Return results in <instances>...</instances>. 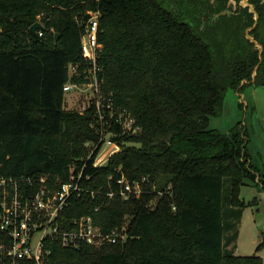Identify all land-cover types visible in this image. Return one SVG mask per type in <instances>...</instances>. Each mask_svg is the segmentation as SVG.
<instances>
[{"label": "trees", "instance_id": "trees-1", "mask_svg": "<svg viewBox=\"0 0 264 264\" xmlns=\"http://www.w3.org/2000/svg\"><path fill=\"white\" fill-rule=\"evenodd\" d=\"M98 8L101 90L141 133L111 129L120 151L97 169L93 158L82 184L102 194L74 199L65 214L91 216L104 233L126 227L128 239L79 249L52 243L46 264H264L257 254L226 253L223 225L224 180L229 204L245 208L241 187L264 189V176L257 178L264 168L253 164L247 133L210 129L228 86L251 81L255 66L256 87L264 86V23L262 59L251 44L239 70L236 56L213 52L162 0H0V176L66 182L70 165L89 154L85 144L98 142L94 105L66 110L63 90L90 81L76 16ZM39 17L42 35H34ZM122 174L130 182L146 177L145 188L163 194L108 197Z\"/></svg>", "mask_w": 264, "mask_h": 264}, {"label": "built area", "instance_id": "built-area-1", "mask_svg": "<svg viewBox=\"0 0 264 264\" xmlns=\"http://www.w3.org/2000/svg\"><path fill=\"white\" fill-rule=\"evenodd\" d=\"M101 18L99 8L89 9L76 16L77 23L83 29L81 50L88 65L90 81L82 85L67 83L63 88L67 93L84 86L86 95L90 96L88 106L93 104L95 107L100 138L96 143L85 144L89 154L70 165L66 182L53 181L49 175L38 178L0 176V264H21L27 260L46 264L52 252V243L65 249H79L86 244L100 247L105 243H125L128 239L126 227L104 233L91 216L68 220L65 214L74 199L85 198L88 194L91 197L102 194L101 191H90L82 184L92 178L87 168L93 158L91 167L97 169L105 166L120 151L119 144L112 139L115 134L111 129L117 126L124 135L136 136L141 133L134 117L125 110L116 111L113 100L105 98L101 90L104 84L100 66ZM38 19L41 23L40 17ZM38 32L42 35L41 29ZM76 71L75 66H70V75ZM87 107L80 113L85 112ZM112 179V176L109 177V180ZM146 183V177L141 181L130 182L122 174L117 180L119 192H110L107 196L111 198L118 194L123 200H129L131 197L138 199L145 194H163L161 190H147Z\"/></svg>", "mask_w": 264, "mask_h": 264}, {"label": "flooded vegetation", "instance_id": "flooded-vegetation-1", "mask_svg": "<svg viewBox=\"0 0 264 264\" xmlns=\"http://www.w3.org/2000/svg\"><path fill=\"white\" fill-rule=\"evenodd\" d=\"M162 1L184 23L196 30L208 42L213 52L218 51L222 56H236L239 70H244V58L251 44L253 52H257L262 59L263 49L261 55L259 47L258 51L254 49L256 43L263 48L260 42L262 40L260 30L264 23V0ZM253 73L251 81L243 78L236 84L232 83L234 86L227 87L225 96L228 92L230 93L228 96L229 112H231L230 118L235 122V127H231L228 131L222 129L227 136H231V131L234 129L242 136L247 133L248 148L251 142L250 126L255 130L257 125H260L253 98L244 96L246 91L256 87ZM233 101L236 102L234 106ZM221 114L218 116L221 117ZM253 164L259 167L255 162ZM262 176H264V169L262 173H257L258 179Z\"/></svg>", "mask_w": 264, "mask_h": 264}, {"label": "rangeland", "instance_id": "rangeland-1", "mask_svg": "<svg viewBox=\"0 0 264 264\" xmlns=\"http://www.w3.org/2000/svg\"><path fill=\"white\" fill-rule=\"evenodd\" d=\"M80 89L65 94L64 107L66 110L74 109L80 112L85 106H88L90 96L86 95L84 86H81ZM232 103H234L233 106L236 105L235 101ZM230 114L231 112L227 114L228 121H222L221 125L217 123L219 117H212L211 128L225 129L224 127L228 123L232 124L229 121L232 120ZM250 130L251 142L249 149L254 156L255 164L263 168L264 138L257 127L255 131L250 126ZM247 182L240 190V200L246 204V207L239 209V207L234 208L229 204L227 195L228 180H224V251L240 257L258 255L257 247L263 241L262 234H264V201L259 198L262 197L264 189H260L250 181Z\"/></svg>", "mask_w": 264, "mask_h": 264}, {"label": "water", "instance_id": "water-1", "mask_svg": "<svg viewBox=\"0 0 264 264\" xmlns=\"http://www.w3.org/2000/svg\"><path fill=\"white\" fill-rule=\"evenodd\" d=\"M31 32L35 35L37 30L39 29H43V26L41 23L39 22H36L34 25L31 26ZM9 36L15 38V33H11L9 34ZM58 39V34L56 35V40ZM260 48V55H261V52H262V46H260L258 43H256V47H255V51H258L257 48ZM257 69H258V66L255 68L254 70V73H253V81L257 75ZM258 90H261V91H264V86H259V87H253L251 88L249 91H246L244 96H249L251 99L253 98V95L258 91ZM229 92L227 93V95L225 96V99H224V107H223V113H222V116L219 117L218 119V124L221 125L222 124V121H225L227 122L228 119H227V114L229 113V102H228V96H229ZM252 94V95H251ZM215 118V117H214ZM232 122V124L228 123V125H226L224 128H225V131H228L231 127H233L235 125V122H233L232 120H229ZM230 124V125H229ZM257 128H258V131H260V134L261 136L264 138V130L263 128L260 126V125H257ZM210 129H217V130H220L222 131V129H218V128H211V122H210Z\"/></svg>", "mask_w": 264, "mask_h": 264}, {"label": "crops", "instance_id": "crops-1", "mask_svg": "<svg viewBox=\"0 0 264 264\" xmlns=\"http://www.w3.org/2000/svg\"><path fill=\"white\" fill-rule=\"evenodd\" d=\"M253 100H254V103H255V106H256V109H257V112H258L257 114H258V118H259V121H260V126L264 130V91L258 90L253 95ZM259 198L262 201H264V193L262 194V197H259ZM258 255L261 256L263 258V261H264V246L259 251Z\"/></svg>", "mask_w": 264, "mask_h": 264}]
</instances>
